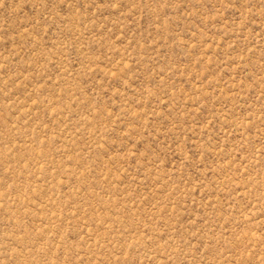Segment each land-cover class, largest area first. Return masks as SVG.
<instances>
[{"label": "rangeland", "instance_id": "rangeland-1", "mask_svg": "<svg viewBox=\"0 0 264 264\" xmlns=\"http://www.w3.org/2000/svg\"><path fill=\"white\" fill-rule=\"evenodd\" d=\"M0 264H264V0H0Z\"/></svg>", "mask_w": 264, "mask_h": 264}]
</instances>
